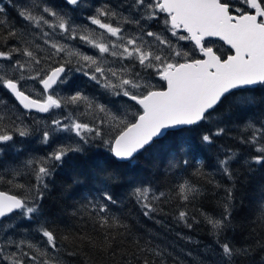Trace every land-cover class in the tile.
<instances>
[{
    "label": "snow or ice",
    "instance_id": "1",
    "mask_svg": "<svg viewBox=\"0 0 264 264\" xmlns=\"http://www.w3.org/2000/svg\"><path fill=\"white\" fill-rule=\"evenodd\" d=\"M73 72L110 99L75 89ZM257 85L264 86V0H0V183L18 191H0V264H64L65 254L77 255L81 245L115 255L130 239L136 250L123 264H264V242L237 246L228 235L235 229V167L243 161L249 173L264 170V115L254 112L252 94ZM234 126L233 139L247 156L218 144ZM181 133H198V144L182 143L170 153L168 170L180 177L174 189L165 193L149 180L133 179L130 195L144 217L169 229L156 217L168 215L160 205L174 191L175 227L203 223L213 243L194 254L152 235L132 239L129 225L108 215L109 205L118 203L109 184L120 177L101 165L94 174L101 186L84 197L99 239L80 233L66 249L69 236L57 237L45 211L54 173L75 169L92 147L131 164ZM31 143L41 147L33 150ZM196 147L215 148V171L231 182L219 201L222 211L200 212L202 220L189 210L202 191L182 174L192 168L217 189L224 186L204 172ZM25 173L30 183H19Z\"/></svg>",
    "mask_w": 264,
    "mask_h": 264
},
{
    "label": "trees",
    "instance_id": "2",
    "mask_svg": "<svg viewBox=\"0 0 264 264\" xmlns=\"http://www.w3.org/2000/svg\"><path fill=\"white\" fill-rule=\"evenodd\" d=\"M103 2V0H101ZM7 3V0H4ZM111 3H118V0H111ZM8 13L11 17H15V12L9 8ZM87 15V10L84 11ZM77 23H82L80 13L74 14ZM18 20V18H17ZM97 31H101L98 30ZM78 44L79 42H71ZM81 50L89 55L93 54L94 50L80 44ZM90 50V51H89ZM71 81L74 82V88L83 91L86 95L95 96L101 102H107L109 97L106 96L103 89L94 85L86 77L80 73L73 72ZM255 95L258 105L254 112L257 115H264V86H255L252 90ZM37 115V114H32ZM40 116V115H37ZM213 119H216L214 116ZM41 122V126H42ZM239 132L238 127H233L227 137L218 138L219 145L233 147L242 156H247V151H241L243 146L236 144L233 137H236ZM198 133L187 134L181 133L174 137H169L157 144L152 151L138 155L134 163L115 161L108 156L104 148L92 147L87 150L86 155L81 156L75 161V169L65 166L63 169H58L49 184V188L45 193V211L48 216L51 230L62 240L65 235L69 236V240L64 242L65 248L71 250L75 247L73 237L80 233H85L99 239V233L96 231V225L91 218V208H85L84 197L88 196L90 190L99 188L101 185L95 173L98 171V166H103L110 172H114L120 177L116 182L109 184V189L115 194L118 203L109 205L108 215H114L123 220L129 225L132 233V239L143 238L148 239L149 235L156 237L162 244H176L183 246L185 249L192 250L195 254L198 249H202L205 245L213 243L212 236L208 233L206 226L201 223L194 225L193 229H185L175 227L171 213L175 208L176 199L173 191V199L169 202L160 205L164 208L168 215L158 216L157 219L162 220L169 225V229H165L163 225L157 224L155 220L144 217L136 205L135 200L131 197L130 181L133 179H144L152 182L155 189L168 193L174 189V185L179 181L180 177L173 171L168 170V157L182 143H191L194 146L198 144ZM28 142H26L27 144ZM41 146L31 143L33 150L39 149ZM32 155H43L39 151H33ZM196 155L198 160L204 161V172L212 173L216 181L223 185L217 189L213 184H209L204 176L193 175V169L189 168L186 173H183L185 179H189L197 188L201 189L202 195L198 196L189 206V210L199 219L200 212H206L209 215H218L222 209L219 207V201L225 195L224 188L230 187L231 182L227 181L215 171L216 149L212 151L196 147ZM23 159V157H22ZM127 166H124V165ZM210 165H212L210 167ZM238 179L234 194L235 208L233 210L234 231L229 232V238L240 246L242 244H253L256 241L264 242V217L261 212L264 211L260 207V195L264 191V170L249 173L246 170V165L243 161L234 169ZM75 173L79 174L81 183L73 184ZM31 178L25 175L18 177L19 183L28 184ZM0 191H10L13 194H18V191L6 183H0ZM94 194V193H92ZM191 237L193 242L189 243L181 240L176 233ZM156 242L155 240L153 241ZM136 250L135 243L130 239L126 241L116 252L115 255L107 253H98L95 250L84 249L83 245L78 249V254L74 256H64V264H123L126 259H132L131 254ZM178 250V249H177ZM124 253H127L125 257ZM261 254L260 251L255 253L257 259ZM191 260L189 257H185ZM171 264V262H169Z\"/></svg>",
    "mask_w": 264,
    "mask_h": 264
},
{
    "label": "rangeland",
    "instance_id": "3",
    "mask_svg": "<svg viewBox=\"0 0 264 264\" xmlns=\"http://www.w3.org/2000/svg\"><path fill=\"white\" fill-rule=\"evenodd\" d=\"M91 27L94 28L95 26H91ZM90 50H91V48H90ZM90 50H89V51H90Z\"/></svg>",
    "mask_w": 264,
    "mask_h": 264
},
{
    "label": "water",
    "instance_id": "4",
    "mask_svg": "<svg viewBox=\"0 0 264 264\" xmlns=\"http://www.w3.org/2000/svg\"><path fill=\"white\" fill-rule=\"evenodd\" d=\"M40 115H44V114H40Z\"/></svg>",
    "mask_w": 264,
    "mask_h": 264
}]
</instances>
